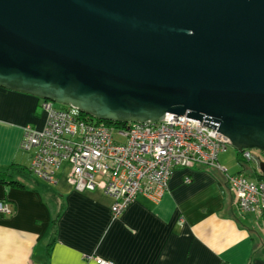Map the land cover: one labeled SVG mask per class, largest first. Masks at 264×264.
Returning <instances> with one entry per match:
<instances>
[{"label": "water", "instance_id": "95a60500", "mask_svg": "<svg viewBox=\"0 0 264 264\" xmlns=\"http://www.w3.org/2000/svg\"><path fill=\"white\" fill-rule=\"evenodd\" d=\"M0 88L264 154V0H0Z\"/></svg>", "mask_w": 264, "mask_h": 264}, {"label": "crops", "instance_id": "0c3cea01", "mask_svg": "<svg viewBox=\"0 0 264 264\" xmlns=\"http://www.w3.org/2000/svg\"><path fill=\"white\" fill-rule=\"evenodd\" d=\"M41 105L0 88V171L14 163L30 169L33 152L20 144L23 127L43 128ZM219 164L227 174L202 165L175 169L160 202L140 194L117 218L99 190L78 193L65 176L42 186L32 173L17 176L19 186L0 185L11 209L0 213V264H264V213H239L227 181L249 165L246 177L258 181L259 165L239 163L237 155Z\"/></svg>", "mask_w": 264, "mask_h": 264}, {"label": "built area", "instance_id": "2783aa9c", "mask_svg": "<svg viewBox=\"0 0 264 264\" xmlns=\"http://www.w3.org/2000/svg\"><path fill=\"white\" fill-rule=\"evenodd\" d=\"M41 108L45 113L43 128L23 127L20 144L21 151L33 152L31 173L54 185L59 176H65L78 193L101 191L113 201V218L125 212L140 194L160 202L177 168L198 164L227 174L219 156L231 147L230 141L217 129L205 126V120L168 114L160 122L118 127L48 101H43ZM241 157L260 161L250 150L243 151ZM227 181L239 212L264 213V179L250 181L245 175L229 174ZM0 213L11 214L3 200ZM94 261L114 264L103 258Z\"/></svg>", "mask_w": 264, "mask_h": 264}, {"label": "trees", "instance_id": "16d2710c", "mask_svg": "<svg viewBox=\"0 0 264 264\" xmlns=\"http://www.w3.org/2000/svg\"><path fill=\"white\" fill-rule=\"evenodd\" d=\"M59 105V104H58ZM61 108L63 109H69V106H61ZM84 117L88 118L89 116L83 114ZM91 118V117H89ZM102 123H105L107 125H111V126H118V127H126L127 125H120V124H115V123H111V122H106V121H100ZM237 161L239 163H243L245 162L242 157H241V153L237 154ZM260 163V161H259ZM31 172L29 169L24 168L16 163L10 165L9 167H7L5 170L0 171V185H8V186H19L21 184L20 180H18L16 177L17 176H21V177H28L30 176ZM264 179V172L262 173V175H259V180Z\"/></svg>", "mask_w": 264, "mask_h": 264}, {"label": "rangeland", "instance_id": "374dc122", "mask_svg": "<svg viewBox=\"0 0 264 264\" xmlns=\"http://www.w3.org/2000/svg\"><path fill=\"white\" fill-rule=\"evenodd\" d=\"M55 105H56V107L57 108H61V106H64V105H58V104H56L55 103ZM43 111V110H42ZM44 112V111H43ZM45 114V113H44ZM252 151V154L256 157V158H258L259 160H260V163H264V154L263 153H261L260 151H257V150H251ZM238 154V152L233 148V147H230V148H228V150H227V152L226 153H223V154H220V156H219V160H221V161H236V155ZM243 159V158H242ZM244 160V159H243ZM244 161H246V160H244ZM235 164H236V162H235ZM257 165L256 166H258L259 165V162L258 163H256ZM198 165V164H197ZM236 166L238 167V171L240 170V168L241 167H239L237 164H236ZM30 170V169H29ZM252 166L251 165H249V166H247V168H246V175L245 174H243V175H245V176H247L248 178H249V174L252 172ZM30 172H31V170H30ZM237 172V171H236ZM34 177H35V179H36V181H38L39 183H40V185L42 186V185H48V184H43V183H45L46 181H44V180H41V179H38V177L36 178V175H34ZM44 181V182H43ZM0 188H1V186H0ZM239 213H241V214H252V215H254V216H256L255 214H253V213H248V212H239ZM263 214V213H262ZM261 214V215H262ZM260 216V215H259Z\"/></svg>", "mask_w": 264, "mask_h": 264}, {"label": "bare ground", "instance_id": "6f19581e", "mask_svg": "<svg viewBox=\"0 0 264 264\" xmlns=\"http://www.w3.org/2000/svg\"><path fill=\"white\" fill-rule=\"evenodd\" d=\"M72 187V186H71ZM75 191V190H74Z\"/></svg>", "mask_w": 264, "mask_h": 264}, {"label": "clouds", "instance_id": "9594fccd", "mask_svg": "<svg viewBox=\"0 0 264 264\" xmlns=\"http://www.w3.org/2000/svg\"><path fill=\"white\" fill-rule=\"evenodd\" d=\"M43 102V101H42ZM260 164V163H259Z\"/></svg>", "mask_w": 264, "mask_h": 264}]
</instances>
